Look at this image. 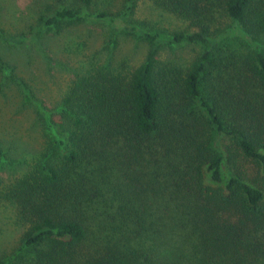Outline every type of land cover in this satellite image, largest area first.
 I'll return each mask as SVG.
<instances>
[{
  "label": "trees",
  "instance_id": "trees-1",
  "mask_svg": "<svg viewBox=\"0 0 264 264\" xmlns=\"http://www.w3.org/2000/svg\"><path fill=\"white\" fill-rule=\"evenodd\" d=\"M150 1L185 26L169 43L210 48L162 63L164 40L127 19L136 0L39 15L58 36L103 20L147 49L134 68L97 63L68 81L57 135L0 192L21 229L0 264H264V0ZM234 37L246 54L220 46ZM0 163L17 167L1 149Z\"/></svg>",
  "mask_w": 264,
  "mask_h": 264
},
{
  "label": "rangeland",
  "instance_id": "rangeland-1",
  "mask_svg": "<svg viewBox=\"0 0 264 264\" xmlns=\"http://www.w3.org/2000/svg\"><path fill=\"white\" fill-rule=\"evenodd\" d=\"M60 1L63 0H0L3 34L0 38V149L15 159L13 165L17 166L11 174L7 171L11 166L0 163V192L13 176L25 171L24 163H30L43 150L45 142L57 135L50 117L58 111V101L70 79L97 63L111 62L121 70L134 68L146 53V44L138 36L114 31L103 20L85 19L59 36L46 31L37 19L46 13L47 5L56 7ZM110 1L111 11L121 8L122 0ZM89 8V12L104 10L93 5ZM127 19L137 28L164 40L159 54L162 63L175 61L187 65L211 45L169 43L173 34L182 32L185 26L150 0H136L134 13ZM19 34L26 37L22 44L11 39ZM258 40L264 44V35ZM222 43L220 46L229 48L236 56L248 52L246 38H226ZM215 139L222 147L223 138L218 135ZM221 175L223 181L227 180L224 168ZM11 210L0 198V254L15 248L21 233Z\"/></svg>",
  "mask_w": 264,
  "mask_h": 264
}]
</instances>
